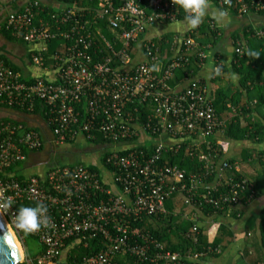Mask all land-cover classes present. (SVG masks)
Segmentation results:
<instances>
[{
	"label": "built area",
	"instance_id": "2783aa9c",
	"mask_svg": "<svg viewBox=\"0 0 264 264\" xmlns=\"http://www.w3.org/2000/svg\"><path fill=\"white\" fill-rule=\"evenodd\" d=\"M94 1L95 18L105 20L115 33L113 42L101 36L108 55L96 52L97 48L95 55L91 53L96 44L92 24L88 13L76 5L78 0H68L71 4L60 10L30 0L0 23L13 38L36 45L30 57L39 67L45 64L51 42L64 43L63 52L50 58L53 81L39 76L26 81L0 57V104L30 113L40 106L57 146L79 137L112 144L103 166L113 187L104 183L99 171L81 163L53 167L42 178L30 176L20 182L10 168L23 163L29 152L39 151L44 136L22 122L0 121V199L15 203L3 217L13 226L14 205L42 202L47 207V226L30 233L42 250L35 258L23 254L21 262L49 264L66 251V264H119L117 259L123 256L132 264H204L207 257L220 252L219 246L174 251L148 230L130 226L143 218L169 214L166 203L175 195L183 198L185 208L213 213L238 206L244 197L248 201L255 197L253 183L241 174V165L224 158L226 121L218 117L205 81L190 78L179 90L171 85L174 73L190 63L188 53L196 50L203 65L205 46L189 31L174 34L168 41L171 54L165 63L159 62V48L152 40L143 41V59L135 60L129 52L132 44L140 42L154 24L176 21L180 9L172 0H146V5L139 0ZM209 2L241 15L264 13V0ZM210 27L216 28L213 22ZM253 35L264 40V29L255 28ZM246 49L243 41L233 43L238 58ZM152 136L156 140L151 152H121L132 147L128 141L143 142ZM163 136L169 140L163 141ZM186 139L190 144L185 150L200 164V170L188 176L178 164L162 163ZM185 208L174 216L187 218ZM198 235L199 227L192 223L185 237L197 244ZM92 240L100 244L98 251L70 257L72 248H86Z\"/></svg>",
	"mask_w": 264,
	"mask_h": 264
},
{
	"label": "crops",
	"instance_id": "0c3cea01",
	"mask_svg": "<svg viewBox=\"0 0 264 264\" xmlns=\"http://www.w3.org/2000/svg\"><path fill=\"white\" fill-rule=\"evenodd\" d=\"M30 0H0V23L10 12L21 11ZM45 4L50 10H60L67 7L69 4L66 0H38ZM91 0H78L76 5L79 9L85 10ZM142 4L143 0H139ZM92 2V1H91ZM144 2L147 1L144 0ZM93 3V2H92ZM145 4V5H146ZM211 8H218L213 2H209ZM229 14V23L226 25L217 24L210 17H205L203 23L213 21L216 23L219 29L218 37L214 38L208 34V31L203 28V31H197L195 33V41L200 46H205V51L209 49L212 55L208 56L199 68L198 76L203 79L209 89V91H215L217 88L227 86L228 82H232L236 85L238 77L230 69V61L233 57V40L234 36L238 34L244 39L251 28H259L264 26V14H249L246 16H239L232 11H226ZM180 20L174 22H158L149 27L147 31L142 35V41L158 39L166 34H178L185 35L191 30L187 31L179 30ZM199 38V40L197 39ZM64 43L61 40H54L48 46L49 59L45 61L44 66L39 67L31 61L30 54L35 50L36 45L27 44L21 40L15 38H6L0 33V54H3L11 66L19 69V75L26 81H31L35 77L39 76L45 80H55V71L53 68L52 60L50 59L53 54L63 52ZM140 61L143 59V55L135 56V60ZM222 66V67H221ZM226 68L227 70H225ZM182 74H176L173 76L171 85L176 90L182 89L187 85V81L182 80ZM0 118H10L14 121L24 123L26 126L38 130L44 136V145L41 151L29 152L26 160L15 166L13 174L16 177H22L27 179L30 176L37 175L42 178L46 172L53 168L39 169L36 168L38 164H43L48 159H39V154L42 152L52 156L55 154L53 147H56L51 141V134L49 128L45 125L43 117L40 113H24L19 110L0 107ZM80 142L85 140L81 137L78 138ZM77 140V141H78ZM163 141L169 140L168 137L163 136ZM79 142V143H80ZM96 149L99 148L93 144ZM101 148H103L100 145ZM229 147V146H228ZM260 149L264 151V138L259 144H254L249 141H245L238 144H232L227 150L228 156L238 155L240 158L246 155L247 150ZM98 156V164H94L90 159H87L84 163L90 165L99 166V172L105 184L112 186L111 177L109 171L100 165V154ZM38 167V166H37ZM242 175L254 174V170L250 168L246 163L240 169ZM36 176V177H37ZM113 187V186H112ZM179 203L175 198L168 199L166 207L169 211L178 212ZM264 208V194L258 197H254L251 200L241 201L238 206L231 207L230 209L213 213L210 211H199L197 209L185 208L188 222L196 223L204 233L208 242L218 241L220 252L210 255L203 263L204 264H264V249L260 246V236L258 232V225L260 220V212ZM31 249L38 255L41 252L39 244L30 246ZM68 249V248H67ZM66 249V250H67ZM73 249V248H72ZM40 251V252H39ZM67 254L66 251L61 255L62 264H66ZM49 264H56L52 262Z\"/></svg>",
	"mask_w": 264,
	"mask_h": 264
},
{
	"label": "trees",
	"instance_id": "16d2710c",
	"mask_svg": "<svg viewBox=\"0 0 264 264\" xmlns=\"http://www.w3.org/2000/svg\"><path fill=\"white\" fill-rule=\"evenodd\" d=\"M68 2V0H66ZM93 3H92V2ZM89 7H87L84 12L88 13L87 19L92 24L91 33L92 37L95 41V47L91 49V53L95 55L96 52H103V54L108 55L106 48L103 44L101 36L105 37L108 41L113 42L115 33L107 27L105 20L96 19V15L98 12L97 2L91 0ZM68 4H71L68 2ZM146 2H142V5H145ZM216 6V5H215ZM232 13H235L239 16H246L238 14L235 10H231ZM258 14H264L260 12ZM184 18V12L182 9L179 10L177 15V20ZM210 22L201 23L196 30H191V34L195 39V33L197 31H203V28L208 31V34L211 37L217 38L219 29L215 22L213 25L216 28L212 29L210 27ZM168 23V22H165ZM264 29V26L261 27ZM254 28H251L244 39L241 38L238 34H236L233 38V43L236 40L243 41L247 45V49L238 56L233 53V57L230 61L231 70L234 74L237 75L238 81L235 84L232 82H228L227 86L217 88L215 91H209L210 98L212 99V104L216 110L218 117L224 121H226V126L223 131V138H225L228 148L232 144H238L245 141H249L254 144H259L264 138V40L258 39L256 36L253 35ZM0 33L6 38H13L9 31L5 30L4 28H0ZM188 33V32H187ZM186 33V34H187ZM172 34H166L160 39H152L155 41L159 50L156 52V56L159 59V62L165 63L169 58L171 52L169 51L170 43L168 41L171 40ZM142 36H140V42L132 44L129 49L130 55L135 58L136 55L140 54L142 48ZM199 40V38H197ZM168 42V43H167ZM119 45V43L117 42ZM3 50L0 48V51ZM252 53H256V55H252ZM197 51L193 50L192 52L188 53L187 55L190 57V63L188 65H184L179 70H177L174 75L182 74V80L188 81L190 78L198 77V71L200 68L199 60L196 56ZM0 57L3 58L8 66H10L14 71L19 73V69L14 66H11L7 60V58L0 54ZM49 59V54H47L46 60ZM222 67V66H221ZM227 70L226 68H224ZM190 71L193 73L190 74ZM0 107L10 108L22 111L24 113H30L25 110H20L15 107H9L6 105L0 104ZM83 111V105L79 106ZM143 111V108H142ZM33 113H43V110L40 106H36ZM0 121H14L10 118H0ZM85 141L91 142L94 145H105L110 144L109 142L103 139H96V140H87L83 138ZM151 140V141H150ZM156 140V137L152 136L149 140L138 141L137 139L130 140L132 144L131 148L122 150V153H126L129 150H145L148 153L152 151V144ZM77 141V140H76ZM181 147L177 153L167 155L166 157L162 158V163H170V164H178L179 167L185 170L186 175H190L196 173L200 170V164L198 159L195 156H191L185 150L186 146L190 144V140L186 139L182 141ZM43 147L39 150L41 151ZM191 149V148H190ZM192 150V149H191ZM109 154V150L107 149L101 156H100V165H104V158ZM226 160L230 162L237 161L241 168L243 164L246 163L250 168L254 170V174L251 175H243L246 177L250 182L253 183L255 197L261 196L264 194V151L258 148L247 150L246 155L242 156L241 158L238 155L228 156V154L224 157ZM88 166L90 169L99 171V166L90 165L81 163ZM72 165V164H71ZM104 167V166H103ZM106 168V167H104ZM107 169V168H106ZM13 174L14 167L10 168ZM14 177H16L13 174ZM37 176V175H35ZM38 177V176H37ZM20 182H24L26 179L22 177H16ZM175 198L179 203V211H183L185 205L183 203V198L180 195H175L169 199ZM242 201H245V197ZM34 203H18L14 205V209L18 208L21 205H33ZM169 211V210H168ZM178 211V212H179ZM207 212V209H204ZM131 230H148L153 236L160 239L165 245L171 247L174 251H183L189 249H204L207 245H211L213 247L219 246L218 241L208 242L205 233L199 229L198 235V243L193 244L189 238L185 237L186 233H190L191 223L188 222L185 218L169 212V214L165 216H155L150 218H143L141 221H134L131 222L130 226ZM258 232L260 236V246L264 249V208H262L260 212V220L258 225ZM18 236L24 243L25 253L30 258H35L36 253L31 249L30 242L37 241L30 235L24 234L23 232L19 231ZM38 244V243H37ZM40 246V245H39ZM41 247V246H40ZM101 248L100 244L97 240H92L89 243V246L86 248H73L70 254V257L76 256L78 258L89 255L90 253H94ZM42 249V248H41ZM40 252V251H39ZM213 255V254H212ZM56 264H62L61 256L54 259ZM119 264H132L133 261L128 259L127 256H123L117 259ZM23 264V263H20Z\"/></svg>",
	"mask_w": 264,
	"mask_h": 264
},
{
	"label": "clouds",
	"instance_id": "9594fccd",
	"mask_svg": "<svg viewBox=\"0 0 264 264\" xmlns=\"http://www.w3.org/2000/svg\"><path fill=\"white\" fill-rule=\"evenodd\" d=\"M172 3L184 12V18L178 26L181 31L196 28L205 17H210L220 25L229 23V14L224 9L211 8L209 0H172ZM252 55H256V53H252ZM13 204H15L14 201L7 197L0 199V215L7 213ZM46 213L47 207L42 202L21 205L16 208L11 222L15 229L24 234H30L47 226Z\"/></svg>",
	"mask_w": 264,
	"mask_h": 264
},
{
	"label": "rangeland",
	"instance_id": "374dc122",
	"mask_svg": "<svg viewBox=\"0 0 264 264\" xmlns=\"http://www.w3.org/2000/svg\"><path fill=\"white\" fill-rule=\"evenodd\" d=\"M208 59L210 60V57L212 55V52L208 49L207 54ZM74 141V142H67L63 146H56L53 147L55 150V154L50 156L45 152H42L39 154V159H48L43 164H38L36 168L39 169H47L51 167H58L62 165H71V164H78V163H84L87 159H90L92 163L98 164V156L97 153L100 154V156L109 148L112 144H105L101 148L100 145H97L99 148L96 149L93 147V144L91 142L82 141L80 142ZM10 228L12 229L14 235L16 236V239L18 241V244L21 248L22 254H25V248L24 243L21 240V238L18 236L17 232L14 230L13 226L9 223L8 224ZM36 245L35 241L30 242V246ZM22 263V262H21Z\"/></svg>",
	"mask_w": 264,
	"mask_h": 264
},
{
	"label": "water",
	"instance_id": "95a60500",
	"mask_svg": "<svg viewBox=\"0 0 264 264\" xmlns=\"http://www.w3.org/2000/svg\"><path fill=\"white\" fill-rule=\"evenodd\" d=\"M23 258L16 236L0 215V264H20Z\"/></svg>",
	"mask_w": 264,
	"mask_h": 264
}]
</instances>
